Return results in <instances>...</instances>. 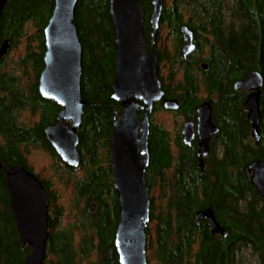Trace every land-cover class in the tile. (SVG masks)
I'll return each instance as SVG.
<instances>
[{
	"label": "trees",
	"instance_id": "16d2710c",
	"mask_svg": "<svg viewBox=\"0 0 264 264\" xmlns=\"http://www.w3.org/2000/svg\"><path fill=\"white\" fill-rule=\"evenodd\" d=\"M139 2L147 41L150 0ZM51 8L52 0H6L0 13V45L5 40L9 44L0 59V162L20 165L45 191L43 264H118L112 244L117 204L108 138L112 115L120 108L110 98L114 45L107 0H78L74 9L84 101L76 129V168L63 165L43 135L58 109L36 90L42 30ZM219 9L225 11L219 15ZM182 25L192 30L198 53L184 60L179 58ZM204 35L212 37L211 43ZM154 52L161 90L177 102V109L164 111L155 103L149 116L147 264H239L237 255L245 249L255 264H264V199L246 170L253 161L264 162V0H162ZM252 71L263 80L256 145L242 108L245 93L233 89L234 82ZM204 101L218 132L200 171L194 144L181 143L180 123L191 119L193 108ZM160 114L171 118L169 130L165 119L157 118ZM31 152L47 155L45 177L28 165ZM206 209L225 237H210L205 221L195 222V213ZM28 253L19 244L0 171V264H23Z\"/></svg>",
	"mask_w": 264,
	"mask_h": 264
},
{
	"label": "water",
	"instance_id": "95a60500",
	"mask_svg": "<svg viewBox=\"0 0 264 264\" xmlns=\"http://www.w3.org/2000/svg\"><path fill=\"white\" fill-rule=\"evenodd\" d=\"M6 0H0V13ZM78 0H52V8L42 30V67L36 90L40 98L54 103L59 110L55 124L45 126L44 136L59 160L69 168L79 165L76 129L80 125L84 101L80 93L81 47L74 24ZM162 0H150L148 14L149 40L142 35V13L139 0H107L114 45L113 78L110 98L119 103L120 116L113 114L112 132L108 139L111 185L116 195L117 217L112 244L118 264H147L145 228L149 221V188L145 181L148 165L149 115L153 104L161 102L166 111H175L177 102L166 99L160 87L155 44ZM179 31L185 42L179 58L193 50L191 32L185 26ZM9 51L5 40L0 45V59ZM204 69V66H202ZM262 77L252 71L234 82L233 89L247 93L242 108L250 125V137L256 145L258 136V100ZM140 103V104H139ZM142 110V116L137 111ZM196 124L184 121L180 127L182 144L189 146L196 136V155L208 152L209 140L218 129L210 119V105L203 102L195 108ZM250 183L264 199V162L253 161L247 168ZM8 203L21 247L29 253L23 264H43L47 237L48 201L40 182L20 165L6 170L4 176ZM93 206L88 208L92 211ZM206 221L210 236L225 237L211 210L195 213V222ZM264 239V230H263Z\"/></svg>",
	"mask_w": 264,
	"mask_h": 264
},
{
	"label": "flooded vegetation",
	"instance_id": "af4514ba",
	"mask_svg": "<svg viewBox=\"0 0 264 264\" xmlns=\"http://www.w3.org/2000/svg\"><path fill=\"white\" fill-rule=\"evenodd\" d=\"M219 11V15H221V13H223L225 10H218ZM224 19L223 18H220V21H223ZM181 27V26H180ZM179 27V28H180ZM188 29V28H187ZM190 32H191V38H192V40H191V43H192V45H193V50L191 51V53L189 54V55H187L186 57H184V58H182L181 60H184V59H187L188 57H192V56H194L195 54H198L196 51H195V47H196V43H195V36H194V34H193V32H192V30H190V29H188ZM149 32H150V29H149V25H148V22H147V41H146V45H148V40H149ZM180 32V31H179ZM181 34V33H180ZM203 39L205 40L206 39V42L207 43H211V41H212V37H210V35L208 36V35H204L203 36ZM181 41H182V44H181V48L183 47V45L185 44V42L182 40V36H181ZM205 42V43H206ZM198 45V44H197ZM181 48H180V52H181ZM146 49H147V47H146ZM195 60V62L197 63V66H199L200 67V69L201 70H203V68H202V66H204V69H205V65L204 64H202V63H200V61L199 60H196V59H194ZM113 78V77H112ZM112 81V80H111ZM111 84V83H110ZM246 95H247V93H245V97H246ZM244 97V98H245ZM167 99V98H166ZM50 102V101H49ZM204 102H206V101H204ZM157 103H160L161 104V102H157ZM201 103H203V102H201ZM200 103V104H201ZM243 103V102H242ZM54 104V103H53ZM119 104V103H118ZM140 104V103H139ZM200 104H198V105H196L194 108H193V117L190 119V118H185V119H183L182 121H181V123H180V127H181V124L184 122V121H189V122H191L192 124H193V126H194V130H195V124H196V117H197V115H196V111H195V108L197 107V106H199ZM55 105V104H54ZM210 105V104H209ZM56 106V105H55ZM119 106V105H118ZM154 106V105H153ZM57 107V106H56ZM58 108V107H57ZM119 108H120V106H119ZM59 110V108L57 109V111ZM57 111H56V113H57ZM142 110H139L138 109V111H137V116L140 118L141 116H142ZM120 113H121V108H120V111H119V114H116L117 115V117L118 116H120ZM55 116H56V114H55ZM112 118H113V115H112ZM210 119H211V106H210ZM55 121H56V119L54 118V122L52 123V124H49V125H46V126H50V125H53V124H55ZM211 122H212V120H211ZM212 124H213V122H212ZM214 125V124H213ZM215 126V125H214ZM216 127V126H215ZM44 128H45V126H44ZM43 128V129H44ZM217 128V127H216ZM111 132H112V130H111ZM111 134V133H110ZM43 135H44V131H43ZM217 135V134H216ZM216 135H214L210 140H209V142H208V152H209V145L213 142V140L215 139V137H216ZM45 137V136H44ZM180 137H181V133H180ZM109 139V138H108ZM45 140H46V138H45ZM47 142V141H46ZM48 143V142H47ZM181 143H182V137H181ZM191 144H194V146H195V155H196V136H195V133H194V136H193V138H192V140H191V142H190V145ZM189 145V146H190ZM189 146H186V147H189ZM208 152H207V154H208ZM207 154L204 156V157H206L207 156ZM108 157H109V155H108ZM196 157H197V155H196ZM203 157V158H204ZM202 158V159H203ZM202 159H201V162H202ZM15 166V165H14ZM11 167H13V166H7V167H4L3 166V164L0 162V171H2L3 172V175L5 176V172H6V170L7 169H9V168H11ZM110 167V166H109ZM27 171V170H26ZM111 171V170H110ZM32 174V173H31ZM111 174V173H110ZM35 177V176H34ZM36 178V177H35ZM37 179V178H36ZM38 180V179H37ZM39 181V180H38ZM40 182V181H39ZM40 184H41V182H40ZM42 186V185H41ZM201 220H204L205 221V219L204 218H200L199 219V221L198 222H196V223H199ZM205 224H206V221H205ZM206 227H207V225H206ZM208 230V229H207ZM214 236H219V235H217V234H214V235H212V236H210V237H214Z\"/></svg>",
	"mask_w": 264,
	"mask_h": 264
},
{
	"label": "rangeland",
	"instance_id": "374dc122",
	"mask_svg": "<svg viewBox=\"0 0 264 264\" xmlns=\"http://www.w3.org/2000/svg\"><path fill=\"white\" fill-rule=\"evenodd\" d=\"M159 120L165 119L164 125L169 130L171 128V118L166 115L160 114L157 117ZM27 163L32 168L33 172L40 177H45L47 168L49 165V159L47 155L42 152H31L27 157ZM238 256L239 264H255V258L250 257L248 250H241Z\"/></svg>",
	"mask_w": 264,
	"mask_h": 264
}]
</instances>
